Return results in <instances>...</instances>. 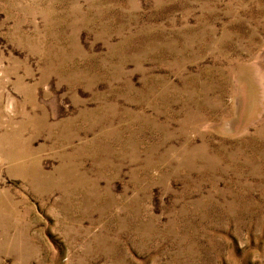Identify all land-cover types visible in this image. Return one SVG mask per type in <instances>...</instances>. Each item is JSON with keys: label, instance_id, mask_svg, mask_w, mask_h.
Returning <instances> with one entry per match:
<instances>
[{"label": "rangeland", "instance_id": "rangeland-1", "mask_svg": "<svg viewBox=\"0 0 264 264\" xmlns=\"http://www.w3.org/2000/svg\"><path fill=\"white\" fill-rule=\"evenodd\" d=\"M0 264H264V0H0Z\"/></svg>", "mask_w": 264, "mask_h": 264}]
</instances>
